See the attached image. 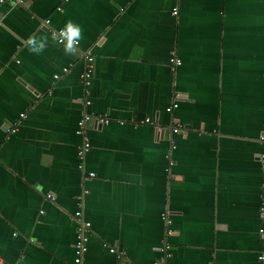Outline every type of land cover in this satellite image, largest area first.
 <instances>
[{
	"label": "crops",
	"instance_id": "crops-1",
	"mask_svg": "<svg viewBox=\"0 0 264 264\" xmlns=\"http://www.w3.org/2000/svg\"><path fill=\"white\" fill-rule=\"evenodd\" d=\"M69 19L83 29L74 57L51 33ZM33 34L48 37L40 55L24 46ZM86 51L94 69L85 108ZM84 109L110 122L87 125L80 161ZM263 128L264 0L4 3L0 256L75 264L80 211L90 222L81 264H154L163 214L168 264H259Z\"/></svg>",
	"mask_w": 264,
	"mask_h": 264
},
{
	"label": "built area",
	"instance_id": "built-area-1",
	"mask_svg": "<svg viewBox=\"0 0 264 264\" xmlns=\"http://www.w3.org/2000/svg\"><path fill=\"white\" fill-rule=\"evenodd\" d=\"M8 2H14L15 4H20L22 0H0V6L4 3ZM176 13V10L173 9V14ZM46 24H48V20L45 21ZM58 29H51V33H58ZM83 60H84V69L80 75V83L83 87V96H82V104L86 108L91 104V84L93 80V69H94V56L91 51H86L83 53ZM170 62L174 64H179V60H176L175 58H170ZM57 75H55V78ZM177 106V103L174 102L170 106L166 107V112H171L173 108ZM23 116V114H22ZM110 122V118L106 114H97L93 115L90 112H88L86 109L82 112L79 120L77 121L76 124V129H75V134L80 138V142L77 145L76 148V155L80 161H82L86 155V153L89 151L90 144L88 141V138L85 135V130L88 124L90 123H100V124H108ZM142 123H151L149 118H143L141 120ZM157 129H160L158 126L156 127ZM180 131V124L176 123L175 126L172 128L173 133H177ZM259 140L264 144V128L259 135ZM259 160L261 161L262 164V169H263V186L262 190L259 194V225L257 228V237L260 243V250L257 253V260L259 264H264V152L263 154L259 155ZM81 167V165H80ZM90 176H93V173L89 174ZM46 197L48 199L53 200L54 197L47 193ZM73 217L75 220L78 222V227H76L75 230V239L73 242V247H74V259L73 262L75 264H81L82 257L84 253L87 250V231L88 227L90 226V222L85 221L81 217V212L76 211L73 214ZM162 219L165 222L166 229L164 231V234L161 239V248L160 252L161 255L160 257L154 262V264H168V258L170 257V244L166 240V237L168 235H171L173 232L169 228V223L170 220L167 216V214L162 215ZM109 251L114 252L113 248H110ZM0 264H8L6 263L2 257L0 256Z\"/></svg>",
	"mask_w": 264,
	"mask_h": 264
},
{
	"label": "clouds",
	"instance_id": "clouds-1",
	"mask_svg": "<svg viewBox=\"0 0 264 264\" xmlns=\"http://www.w3.org/2000/svg\"><path fill=\"white\" fill-rule=\"evenodd\" d=\"M53 39L63 46L65 56H77L79 54V44L83 39V29L81 26L69 19L58 33H53ZM30 54L40 55L47 50L49 41L47 36L37 37L36 34L29 36L24 45Z\"/></svg>",
	"mask_w": 264,
	"mask_h": 264
}]
</instances>
